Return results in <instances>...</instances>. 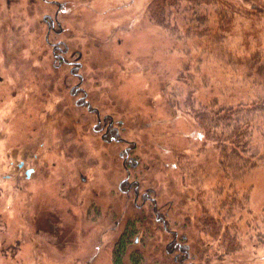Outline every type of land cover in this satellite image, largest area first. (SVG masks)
Instances as JSON below:
<instances>
[{
	"label": "rangeland",
	"instance_id": "rangeland-1",
	"mask_svg": "<svg viewBox=\"0 0 264 264\" xmlns=\"http://www.w3.org/2000/svg\"><path fill=\"white\" fill-rule=\"evenodd\" d=\"M152 1L0 0V213L18 246L0 264H113L129 225L125 264L131 254L140 264H264L246 225L239 252L204 254L211 240L199 233L195 189L175 168L203 137L162 95L183 54L149 20ZM208 66L210 86L227 89L220 65ZM100 121L117 141L102 139ZM248 187L254 220L264 167Z\"/></svg>",
	"mask_w": 264,
	"mask_h": 264
},
{
	"label": "trees",
	"instance_id": "trees-1",
	"mask_svg": "<svg viewBox=\"0 0 264 264\" xmlns=\"http://www.w3.org/2000/svg\"><path fill=\"white\" fill-rule=\"evenodd\" d=\"M148 18L183 54L176 79L162 85V95L203 137L196 151L177 153L175 168L195 189L199 233L211 240L204 254L239 252L248 235L243 225L264 245V212L254 220L244 214L247 181L264 167V0H154ZM241 20L251 26L232 47L229 39ZM211 61L228 76L227 89L210 86ZM5 226L0 213V260L18 251ZM135 236L129 225L115 245L113 264H125ZM130 261L140 264L141 258L131 254Z\"/></svg>",
	"mask_w": 264,
	"mask_h": 264
},
{
	"label": "flooded vegetation",
	"instance_id": "flooded-vegetation-1",
	"mask_svg": "<svg viewBox=\"0 0 264 264\" xmlns=\"http://www.w3.org/2000/svg\"><path fill=\"white\" fill-rule=\"evenodd\" d=\"M52 26V25H51ZM102 122L100 121L98 123V127L100 128L99 133H102V139L108 143L109 145L112 142L117 141L115 137H113V134L115 132V129L113 128L112 123L108 124L107 121H104L103 126L101 127ZM117 133H115L116 135ZM126 155L129 156L128 151L126 152ZM128 158V157H127ZM138 243V240L136 241V244Z\"/></svg>",
	"mask_w": 264,
	"mask_h": 264
},
{
	"label": "water",
	"instance_id": "water-1",
	"mask_svg": "<svg viewBox=\"0 0 264 264\" xmlns=\"http://www.w3.org/2000/svg\"><path fill=\"white\" fill-rule=\"evenodd\" d=\"M31 173H32V171H29V172L27 173V176H30V175H31Z\"/></svg>",
	"mask_w": 264,
	"mask_h": 264
}]
</instances>
